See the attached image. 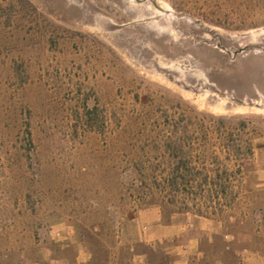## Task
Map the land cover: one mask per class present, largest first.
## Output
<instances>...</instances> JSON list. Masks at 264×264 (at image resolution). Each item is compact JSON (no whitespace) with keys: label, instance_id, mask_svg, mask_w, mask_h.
I'll use <instances>...</instances> for the list:
<instances>
[{"label":"rangeland","instance_id":"374dc122","mask_svg":"<svg viewBox=\"0 0 264 264\" xmlns=\"http://www.w3.org/2000/svg\"><path fill=\"white\" fill-rule=\"evenodd\" d=\"M262 143L264 0H0V264H264ZM156 216L220 228L179 261Z\"/></svg>","mask_w":264,"mask_h":264},{"label":"crops","instance_id":"0c3cea01","mask_svg":"<svg viewBox=\"0 0 264 264\" xmlns=\"http://www.w3.org/2000/svg\"><path fill=\"white\" fill-rule=\"evenodd\" d=\"M253 157L255 161L254 171L250 174L251 177H249L248 183L264 199V143L259 145L258 149L253 153ZM147 225L146 242L149 244L171 242L174 249L173 257L178 260L181 253L185 252V247L189 251H199L202 245L215 238V232L220 228L217 221L204 217H197L194 220V228L189 230L185 226L173 222L165 225L157 216ZM176 262L180 264L178 261Z\"/></svg>","mask_w":264,"mask_h":264},{"label":"trees","instance_id":"16d2710c","mask_svg":"<svg viewBox=\"0 0 264 264\" xmlns=\"http://www.w3.org/2000/svg\"><path fill=\"white\" fill-rule=\"evenodd\" d=\"M185 144L183 138H170L167 141L166 146L171 149L173 153V157L175 158V164L172 165L167 171H164L163 181L160 184V187L163 191H176L177 193H181V191L187 188H194L191 184L196 182V178L199 175V172L195 170L194 167H190L189 163L185 161L186 155L182 152V146ZM249 154L252 155V150L250 148ZM150 172H153L151 170ZM208 176L204 179L205 186L208 189V197L220 198L221 195L226 194V185L220 182V179L209 181ZM216 178H220L219 173L216 175ZM202 185L195 186V188H199L201 190ZM197 199V193H192Z\"/></svg>","mask_w":264,"mask_h":264}]
</instances>
